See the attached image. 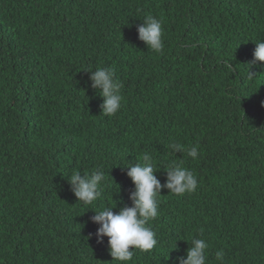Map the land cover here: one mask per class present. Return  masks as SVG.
I'll return each mask as SVG.
<instances>
[{
	"label": "trees",
	"instance_id": "1",
	"mask_svg": "<svg viewBox=\"0 0 264 264\" xmlns=\"http://www.w3.org/2000/svg\"><path fill=\"white\" fill-rule=\"evenodd\" d=\"M147 16L162 22L160 52L138 38ZM257 41L264 0H0V264H112L93 211L132 206L122 167L144 153L162 184L180 164L198 188L161 192L157 245L129 264H176L193 238L206 264L219 250L264 264V73L245 65ZM98 67L121 84L111 117L85 71ZM96 168L101 199L78 203L66 179Z\"/></svg>",
	"mask_w": 264,
	"mask_h": 264
},
{
	"label": "clouds",
	"instance_id": "2",
	"mask_svg": "<svg viewBox=\"0 0 264 264\" xmlns=\"http://www.w3.org/2000/svg\"><path fill=\"white\" fill-rule=\"evenodd\" d=\"M142 21L143 23L137 29L139 40L144 42L148 50L162 51L164 46L162 22L153 16H147ZM255 45L253 61L245 64L250 66L249 79L257 76L251 70L253 67L259 68L264 73V63H262L264 62V41H257ZM85 71L91 73V87L99 97L104 99L101 105V116L116 115L122 107L123 97L121 84L116 79L115 71L112 68L103 67L95 70L89 68ZM166 148L174 154L182 153V159L185 152L187 157L193 160L199 155L198 146L185 149L181 144L173 142ZM141 159L142 163H128L126 167H122L135 185V190L130 194L132 206L122 207L118 212L114 211L118 204L114 207H104L99 211H93L95 215L91 218L93 223L99 225L95 234L97 242L103 243L104 237L108 238L112 264H129L136 250L150 252L155 248L156 234L148 225L158 216V197L163 190L167 189L169 194L182 196L194 193L198 188L197 177L187 167L177 164L166 170V182L162 184L157 178L156 173L159 171L156 170L152 156L144 153ZM105 177V172L96 168L90 174L87 171L84 173L74 171L66 180L78 203L91 205L101 199ZM187 243L190 246L186 255L177 257L176 264H206L209 249L206 240L193 238L190 243ZM176 248L177 245L175 250ZM215 260L218 264H225L223 250L215 253Z\"/></svg>",
	"mask_w": 264,
	"mask_h": 264
}]
</instances>
